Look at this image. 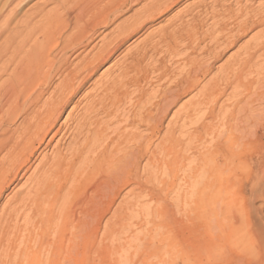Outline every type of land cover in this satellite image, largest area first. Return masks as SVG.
<instances>
[{
    "label": "bare ground",
    "instance_id": "1",
    "mask_svg": "<svg viewBox=\"0 0 264 264\" xmlns=\"http://www.w3.org/2000/svg\"><path fill=\"white\" fill-rule=\"evenodd\" d=\"M27 1L3 0L0 6V153L4 152L0 194L18 174L20 178L26 175L29 167L20 173L22 165L42 144L50 152L41 155L26 177L32 175L31 182L15 192L0 212V254L7 257L5 262L0 258V263L60 264V252L73 259L82 249L85 264H93V255L101 250L98 245L95 248L96 233L103 228L109 237L110 228L130 208L126 200L117 201L122 191L130 187L126 193L133 195L134 202L144 193L155 200L165 195L168 189L162 184L158 190L154 183L157 173L163 166L173 171L181 159L176 150L193 139L202 141L203 135L214 134L222 126L224 132L212 146L196 153L202 162L192 175L203 174L205 179L195 202L200 214L185 228L188 232L198 228L195 239L203 248L206 213L217 220L223 201L218 196L203 200L202 193L243 194L247 181L264 169L263 152L255 169H248L247 158L253 141L264 142V5L240 3L232 9L227 0H198L185 6L111 63L84 93L90 99L82 111L73 114L76 106H72L58 125L63 110L96 70L130 37L181 0H40L35 11L16 19L18 8ZM202 14L212 21L208 32L200 35ZM256 28L236 54L211 74L213 63L224 51ZM204 37L208 43L198 48ZM197 49L199 58L191 56ZM180 51L183 55L175 63L184 68L178 71L162 63L150 68L143 64L157 54L176 57ZM154 71L155 81L162 83L149 94L141 83H148ZM130 87L133 92L128 91ZM225 94L232 103L222 111L223 106H216ZM121 105L123 119L117 114ZM18 116H24L21 124L10 127ZM142 127L146 133L140 131ZM238 175L243 176L240 184L224 181L225 176ZM11 203L32 213L23 216L24 220L27 217L25 227L16 230L15 226L16 231L8 227L10 219L1 223L6 214L22 216ZM159 207L161 211H156L162 220L157 224L173 226L176 219L167 216L168 206L161 202ZM69 227L74 228V232L69 230L72 234H60ZM12 232L14 239L8 244ZM16 241L21 246L14 249Z\"/></svg>",
    "mask_w": 264,
    "mask_h": 264
},
{
    "label": "rangeland",
    "instance_id": "2",
    "mask_svg": "<svg viewBox=\"0 0 264 264\" xmlns=\"http://www.w3.org/2000/svg\"><path fill=\"white\" fill-rule=\"evenodd\" d=\"M41 1L30 0L25 2L18 8L16 19L20 17L23 18V16L28 12L31 13L35 11L36 3H40ZM197 1L198 0H181L165 15L160 17V19L148 24L142 30L143 32L140 31V33L134 35L133 37H130L107 62H105L96 70L90 81L78 92V94L63 110L61 116H59L58 118L57 124L60 125L64 121V118L66 117L72 106H76L73 114L82 111L83 107L88 103V100L90 99L88 97H85L84 93L92 89L93 84L100 78L105 70L108 69V66H110L111 63L119 60L127 49L132 47L147 33L156 29L157 27H159V25L162 26L167 24L166 22H168V18L173 17L179 10H182L185 6L196 3ZM1 2H3V0H0V6L2 4ZM225 3H229L232 9H236V7L240 5V3L241 5L246 4L250 5L251 7L264 5V3L260 0H240L238 4L234 0H227ZM48 6L50 7L51 5H47V8ZM194 11L192 12L193 14H195ZM131 12L132 10L125 12L122 17H120V19L125 18ZM200 16V19L203 18L202 27H200L199 29L200 35H202L203 33L208 32V30L210 29V22L212 20L208 18H206V20L204 18V14ZM186 18L188 19L189 17H185V19ZM257 30H259V28L246 33L241 37V39L237 41L235 45L227 48L222 56H220V58H218L215 63H213L211 74L217 72V69H219L226 60H230L232 58L231 56L236 54L239 48L242 47L244 43L247 42L252 34H254ZM207 43L208 38L204 37L200 44L201 46H199L198 48L203 47ZM195 52L196 53L191 54V56H196L197 54V57L199 58V50L197 49L195 50ZM182 53L183 51H180L176 54V57L173 54L165 55L162 53V56L161 54H157L150 59H146L143 64L145 66L148 65V67L150 68L151 66H158L160 63H162L167 68L178 71L184 65H176L175 61L180 58L181 55H183ZM261 62L262 61H260L259 64L263 63ZM156 75V71H154L152 74L150 73L149 80L151 82L149 83V80L147 79L148 83L146 81H143L141 83V86L146 91V93H153V91L158 88L156 86L162 83V81H155ZM206 79L207 78H205L204 80ZM128 91L133 92L134 88L130 87L128 88ZM192 94L193 92L182 97L181 102L187 101V99L190 98ZM45 95L48 96L47 94ZM45 95L43 99L46 98ZM228 98L229 96L227 94L220 97L217 101L216 108L219 106H223L224 110L222 111L228 110L230 108V103H232V99ZM120 108L121 111L117 112V114L120 115L118 116V118L120 117L121 119H123V106L121 105ZM173 110L174 109H172V111L167 116L165 124L167 120L170 119ZM23 118L24 116H22V118L21 116H18V118L16 117V119L14 118L12 120V123L10 124V127L15 128L16 125L18 127L23 121ZM118 124L120 123L117 122V125ZM113 125L116 126V122H114ZM113 125H110V127H114ZM140 131L142 133H146V130L143 127L140 128ZM222 131L224 132L223 127L218 126L216 133H211L205 136L203 135L202 141H195V139H193L188 145H183L181 147V150H176V152L179 154V158H181L180 164H178L173 171H170L168 170V168L163 166L162 169L157 173L158 178L154 181L155 185L158 186V190L163 189L161 188L163 187L162 184L164 185L165 189H168L165 195L162 194L160 198L155 200L144 193V195L140 196V199L138 201L134 202L133 195L126 193L130 187H127L122 191L117 201H120L121 199L126 200L130 208L125 210V217L122 220L115 222L113 227L110 228L109 237L103 234V228H100L96 233L95 248L97 247L96 245H98L101 250L99 249V252H97L98 255L95 256V254L97 253L93 255V264H264V243H262L264 242V169L258 171L255 176L247 181V190L245 191V193L243 192V194L238 193L237 191L234 193L224 191L217 194L216 190H207L202 193L201 197L203 200H213L218 196L221 198V201H223L221 212H217V220L215 219V216L213 214L208 215V213H206L208 222L204 230V235L207 241L203 248H201L198 240H196L198 237V234L196 233L198 228H193L192 232H188L185 228L191 222L195 221V217L199 216L200 214L195 202H197L198 200L197 193L199 187L201 186V181L205 179V176L202 174L195 178L192 177V175L196 173V170L200 168L199 162H202L196 159V153H198V150L203 151L205 147H211L216 137H220L219 135L223 133ZM57 138L58 136L55 137L52 144ZM260 141V139L253 141L252 147L250 148L252 152L250 150L247 151L249 154H247L248 169H250L249 167L255 169L257 167V162L261 159L260 154L262 152L264 153V142ZM49 152L50 149L48 147H44V145L42 144L38 151L33 154L30 160L22 165V170L20 171V173L26 170L27 167H29V170L23 178H20V174H18L15 179L8 183V185L5 187L6 189H3L0 194V212L5 206L6 202L13 196L15 192L21 189H25L28 186V184L32 180V175L28 180L26 179L27 175L36 165L35 163L38 162L41 155H43L44 153L48 154ZM2 155H4V152L0 153V158ZM183 157L185 159L182 160ZM205 161L206 164L210 163V157H205ZM232 169H235V167H233ZM228 179L229 181H231V184L236 185L240 184L243 181V176H230L229 178L225 176L224 181H227ZM163 192L164 191L161 190V193ZM161 202L169 208L167 216H175L176 222L173 226L171 224H157L162 220L161 214L157 213L156 211L157 209L158 211H161V207H159ZM10 205H13L14 207L16 205L17 211L21 210V213L19 212V214L22 216L17 215L18 213L16 215L14 213L6 214L3 216L4 220H2L1 222L2 225L4 222L10 219L8 220L10 222V225L8 226L9 228L11 227L10 230H15V226L17 228L16 230L24 228L27 222V217L29 216L27 215V213L30 211L28 214H32L31 210L27 207H17V203H11ZM11 215L14 217H12ZM26 215V220H24L23 218ZM108 215H110V213H108L105 218H108ZM15 217L18 220H16ZM14 221L16 222L15 224H13ZM69 230L74 232V228L69 227L68 230L61 229L60 234L70 235L69 233H71V231ZM52 231L53 229H50L48 231L50 236H53ZM50 236L49 238L52 239V237ZM13 239L14 233L12 232L9 234V238L7 241L8 244L11 243ZM15 243H17L18 246ZM14 244V249H17L19 246H21V243H18V241L14 242ZM103 246L106 248V250H108L105 251V248ZM80 253L77 257H74L76 259H72L70 255H64L65 253L60 252V255L64 256H60V264H85L86 260L83 255L84 253L82 249L80 250ZM82 257H84L83 260ZM0 258H2V261L5 262L7 257H4L3 254H0Z\"/></svg>",
    "mask_w": 264,
    "mask_h": 264
}]
</instances>
